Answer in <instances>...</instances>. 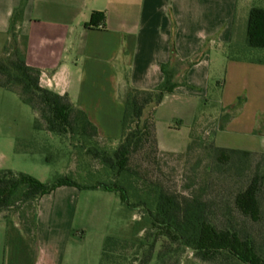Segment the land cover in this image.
<instances>
[{"label":"crops","instance_id":"0c3cea01","mask_svg":"<svg viewBox=\"0 0 264 264\" xmlns=\"http://www.w3.org/2000/svg\"><path fill=\"white\" fill-rule=\"evenodd\" d=\"M238 2L0 0V50L11 40L13 32L27 37V61L41 70L42 86L69 95L98 126L100 135L114 142L121 137L124 112L121 87L157 88L165 82L163 64H174L176 58L186 62L198 59L176 79L182 82L186 77L194 88L179 85L174 93L165 95L157 108L160 149L176 153L187 149L188 146L176 148L163 142L165 125L171 131L172 123L179 119L192 128L200 98L217 80L219 116L222 108L234 104L240 96H245L246 102L226 127L217 131L216 144L264 152V127L257 131L264 118V63L229 59L226 54L233 37ZM94 11L105 13L103 25H89ZM17 13L21 16L12 31ZM12 92L0 86V100L18 102ZM31 135V132L20 134L16 129L0 134V170L22 171L48 182L50 163L46 155L17 151V139ZM5 144L8 154L2 150ZM38 161L47 167H35L33 164ZM78 190L75 186H62L39 200V215H44L47 225L38 230L36 264L84 263L85 238L77 242L72 238L79 208ZM106 237L107 233L104 241ZM7 239V223L0 219V264H5ZM98 258L94 263H100L101 256Z\"/></svg>","mask_w":264,"mask_h":264},{"label":"trees","instance_id":"16d2710c","mask_svg":"<svg viewBox=\"0 0 264 264\" xmlns=\"http://www.w3.org/2000/svg\"><path fill=\"white\" fill-rule=\"evenodd\" d=\"M258 3L250 9L244 40L234 44L233 34L228 43L226 54L229 59L264 63V58L250 56L256 54L257 50L264 51V0H259ZM20 16L21 13L15 15L12 31ZM105 19L103 11H94L89 25L101 26ZM27 48V37H19L13 32L11 40L0 52V86L18 93L36 114L34 129L37 135L31 139H18L17 151L41 152L46 155L49 163L59 162L53 156L54 144L39 139L40 133H51L68 145V152L76 151L98 160L101 169L82 180L71 174L60 173L51 182H43L26 172L2 169L0 214L10 208L21 210L22 207H38L42 196L62 186L114 192L120 196L127 209L139 210L141 213V218L135 225L134 236H138L143 230L147 231L150 226L145 237L139 239L134 255L137 261L139 251L147 246L146 258L136 264H151L155 247L162 237L164 242L157 253L156 264H182L181 257L187 250L192 251L196 261L186 264H264V172H256L247 186L234 194L232 200L218 204L198 194H177L161 181L157 173V169L161 170L160 157L164 153L159 147L157 108L165 95L174 93L179 85L194 88L187 82L186 77L182 82L176 79L178 74L198 59L186 62L176 58L174 64H163L165 82L157 88L121 87L120 100L124 104L121 137L117 146L109 147L107 145L114 143V140L102 137L98 126L69 95H62L42 86V72L28 63ZM172 54L174 58L175 48ZM245 102L246 97L240 96L234 104L222 108L213 131L207 132L210 134L208 137H194L192 125L187 150L190 151L194 143L203 141L204 146L217 152L219 163L228 165L237 157L242 160L251 155L264 156V152L220 147L215 142L217 131L226 127ZM263 127L264 118L257 131H262ZM203 138L211 140L210 143L207 144ZM20 214L26 221V211L23 210ZM36 214L31 217L26 230L34 235L35 250H31L26 244L21 246L20 243L25 242V237L18 233L9 259L8 247L11 241L7 224L5 264H36ZM121 240L117 235L109 234L106 237L100 264H113L110 262L115 259L116 246ZM174 257V262L168 263Z\"/></svg>","mask_w":264,"mask_h":264},{"label":"rangeland","instance_id":"374dc122","mask_svg":"<svg viewBox=\"0 0 264 264\" xmlns=\"http://www.w3.org/2000/svg\"><path fill=\"white\" fill-rule=\"evenodd\" d=\"M258 2L259 0H239L233 33L234 44L244 40L250 9L252 6L258 5ZM250 56L264 58V51L257 50L256 54L253 53ZM220 80L223 82L224 75ZM218 84L219 82L214 80L208 93L200 98L197 109V121L193 124L194 137H208L210 134H207V132L211 133L213 131L214 124H216L219 118L220 104L217 100L220 95L218 94L220 88ZM12 94L18 97V102L0 100V118H2L0 119L2 122L0 134L11 133L16 129L20 134L32 133L29 138L22 137L19 139H31L37 135L33 127L36 114L29 105L22 101L18 93L12 92ZM2 101L4 102L2 103ZM172 127L173 130L170 131L167 129V125H165L166 134H164L163 142L176 148H186L190 143L191 127L179 119H176L172 123ZM39 139L42 142L50 141L54 144L53 156L59 160V162L50 163L46 179L48 182L53 181L60 173L71 174L77 179L82 180L89 177L91 173H95L101 169V164L98 160L88 155L78 154L76 151L68 152V145L61 142L59 138L51 133H40ZM203 139L207 141V144L211 141L207 138ZM101 145H104V143H101ZM117 145L118 142H114L107 146L115 147ZM2 150L7 154L9 153L6 144L3 145ZM186 150L177 154L164 152L160 157L161 170L157 169L161 181L177 194H198L202 198L216 204L222 203L232 200L234 194L239 189L246 187L256 172H264L263 155H251L242 160H239L237 157L233 163L228 165L219 163L217 152L212 148L204 146L203 141L197 144L194 143V147L190 151ZM33 153L43 154L41 152ZM10 155H13L11 154V150ZM33 165L39 168L47 167L39 161ZM19 166L22 167V165ZM76 194L79 197V208L77 217L73 222L72 238L73 242L85 238L82 244L84 263L81 264H100L94 262H97L98 256L102 258V246L104 247L105 244L103 237L105 233H107V236L109 234L117 235L122 239L116 246L115 259L110 263L136 264L141 263L146 258L147 246L139 251L137 261L134 258L135 252L138 249L139 239L144 238L147 231L150 230L149 226L147 231L143 230L138 236H134L136 222L141 218L139 210L131 211L127 209L122 204L120 196L114 192L79 189ZM262 197L264 200V188ZM38 208L37 205L28 209L27 207H22L21 210L10 208L0 214V219L6 221L10 229L11 242L8 247V259L11 251L15 248V239H17L18 233H21L25 237V242L20 243L21 246L26 244L27 247H31V250H35L36 242L34 235L32 232L31 234L27 233L26 230L29 227L31 217L36 212L37 235L39 227L44 229L45 225H47L44 215L40 217V210ZM23 210L27 213L28 218L26 221L21 218L20 213ZM41 210L42 212L45 210L44 200L41 203ZM163 240L164 238L162 237L157 243L153 259L150 262L151 264L158 263L157 253L162 249ZM175 257L170 259L168 263H173ZM195 261L193 253L190 250H187L181 257L182 264L193 263Z\"/></svg>","mask_w":264,"mask_h":264}]
</instances>
